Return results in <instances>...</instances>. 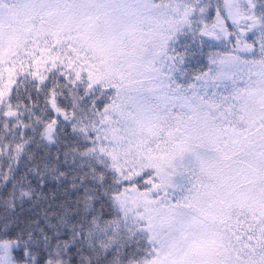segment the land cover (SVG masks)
Returning <instances> with one entry per match:
<instances>
[{"label":"snow or ice","instance_id":"1","mask_svg":"<svg viewBox=\"0 0 264 264\" xmlns=\"http://www.w3.org/2000/svg\"><path fill=\"white\" fill-rule=\"evenodd\" d=\"M254 7L225 0L227 16L218 10L209 29L196 19L206 10L199 0H0V187L11 184L0 207L44 196L29 175L40 187L67 179L48 160L20 176L14 167L35 160L32 144L58 141L60 117L86 142L64 153L72 187L84 188L76 207L5 217L0 264H264V11ZM229 19L244 21L238 35ZM257 26L258 59L244 35ZM196 31L235 35L221 63L248 68L242 86L190 96L176 83L184 69L175 45ZM105 197L110 219L95 207Z\"/></svg>","mask_w":264,"mask_h":264},{"label":"trees","instance_id":"2","mask_svg":"<svg viewBox=\"0 0 264 264\" xmlns=\"http://www.w3.org/2000/svg\"><path fill=\"white\" fill-rule=\"evenodd\" d=\"M191 1L193 3V0ZM199 3L206 8L203 14H201L198 10L195 13L196 19L200 21L201 28H203L205 23L212 25L216 22L218 10L223 14V16H226L224 4L225 0H199ZM240 3L245 8L248 6V0H240ZM252 3L255 5L252 12L259 17L260 13L264 11V0H252ZM227 26L229 31H232L237 35L241 31L240 28L238 29L233 25V23H229L228 21ZM259 32V27L252 29L249 37H245L248 43H252L254 45V48H256V45L254 44L253 38ZM234 46L235 35L227 42L221 39L216 41L207 39L204 35H201L199 31H196L194 34L192 32H188L186 36H181L175 47L177 52L183 57V63L180 64V67L183 68L184 71L179 75L176 83L181 84L185 89H189V85H193L198 76L202 77L204 76V73L209 72L210 69L212 70L217 61L222 57H226L227 53L232 51ZM244 56L252 59L250 55ZM212 60H216V63L213 64ZM175 75L176 74L173 73V76ZM64 82L65 81L61 79V83ZM82 91L83 90H81V94ZM35 95V92H33V96ZM86 100L87 107L91 108V100L87 98ZM60 101L62 104L68 105L67 110L71 113V97L69 96L68 99H65L64 96H61ZM110 102L111 100L107 97L98 100V110L102 112L105 104H110ZM40 103L43 105V97H41ZM52 115L55 116L56 114L53 112ZM60 120L62 122V127H60L57 132L58 141L52 144H48L47 141H44L40 147L32 144L31 151L35 156V160L29 163L25 158V161L21 162L19 165L14 163V167L17 168V176H20L26 171V166L31 167L33 163H40L41 167H43L42 159L48 160L53 164H56L60 171L67 172V179H65L61 184L60 182L53 180L51 177H48L46 184L43 187H40L37 185V181L33 179L32 175H29L28 179L32 182L33 186L36 187L38 192L42 191L44 196L38 200L25 202L22 205L18 203L14 211H9L7 213L2 207H0V223L3 222L5 217L10 220L19 221H24L29 218L42 217L45 209L52 210L61 204L74 209L76 207L77 200L82 198L84 188L72 187V176L75 174L73 171L75 168V165L73 164V157L72 155H69L67 160H65L64 153L71 152L72 149L83 151L86 142L82 139V137L73 133L71 123L63 121V117H60ZM29 134H31L30 130ZM36 139H39V137L37 136ZM87 146L90 147L89 142H87ZM6 159V157H0V165L3 166L4 170H7V164L4 163ZM77 183L79 182L77 181ZM109 183H111V181H109ZM128 186V183L124 182L123 185L118 187L120 191H123L124 188ZM137 187L139 191H144V181L141 180ZM10 189L11 184H8L7 189L0 187V193H5ZM109 195H112V193H109ZM95 207L102 212L105 219H110L115 215V210L111 207L107 197H105V202H103V204L97 203ZM20 226L23 225L21 224Z\"/></svg>","mask_w":264,"mask_h":264},{"label":"rangeland","instance_id":"3","mask_svg":"<svg viewBox=\"0 0 264 264\" xmlns=\"http://www.w3.org/2000/svg\"><path fill=\"white\" fill-rule=\"evenodd\" d=\"M156 2L158 3L159 0H156ZM243 25H244V21L241 24V30H242ZM257 28H258V26H257ZM209 29H211V25H209ZM254 29H256V28H254ZM250 32H251V30L245 32V34H244L245 37L248 38ZM204 36L210 40H217L213 36H207V35H204ZM253 39H254V44L256 45V48H254V50H257L256 51L257 52L256 58L258 59L259 58V50H260V43H259L260 32L257 33ZM250 44H252V43H250ZM253 47H254V45H253ZM242 59H251V58L242 55ZM255 70H258V69H255ZM207 73L209 74L208 77L202 76L200 79H197L195 81V83L192 85V87L187 89V92L190 96L193 95L194 93H199V94L203 95V93L205 91L211 92L213 90H215L217 92H223L225 84H227L229 86V88L231 89L232 84H233V80H235V83L237 86H242L243 83L245 81H247L249 78V70L247 67H244V66L236 67V66H234L228 62L221 63V59L218 60L216 65H214L213 69ZM213 76L217 77L216 82L220 84L219 89H211L209 87L213 83V81L211 79V77H213ZM5 77H7V73H5ZM253 79H256V77H253ZM206 81H207V83H206ZM145 84L149 88L154 87V85L150 84L148 81H145ZM113 95L115 96L114 90H113ZM177 111H179V109H177ZM94 136H95V133H93V138H94ZM89 144L91 146L90 142H89Z\"/></svg>","mask_w":264,"mask_h":264}]
</instances>
